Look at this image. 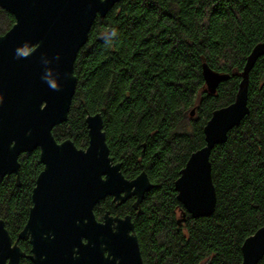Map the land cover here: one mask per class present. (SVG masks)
<instances>
[{"label":"trees","instance_id":"16d2710c","mask_svg":"<svg viewBox=\"0 0 264 264\" xmlns=\"http://www.w3.org/2000/svg\"><path fill=\"white\" fill-rule=\"evenodd\" d=\"M15 22L0 7V36ZM262 42L264 0H122L95 20L75 62L67 121L53 134L85 149L86 118L101 113L110 155L124 176L147 173L153 188L134 215L144 264H242L244 241L264 226V56L250 73L249 114L211 153L215 212L183 220L175 190L190 155L206 144V123L235 101L247 58ZM204 62L231 76L213 95ZM19 162L21 186L15 175L0 183V220L13 239L27 223L43 170L39 150ZM102 209H113L108 199L95 208L97 216ZM21 245L29 254V243Z\"/></svg>","mask_w":264,"mask_h":264},{"label":"water","instance_id":"95a60500","mask_svg":"<svg viewBox=\"0 0 264 264\" xmlns=\"http://www.w3.org/2000/svg\"><path fill=\"white\" fill-rule=\"evenodd\" d=\"M120 1L0 0L16 21L0 36V183L15 174L21 186L23 153L40 149L44 165L27 223L15 242L0 220V264H20L23 258L33 264H144L131 217L114 218L108 212L99 222L94 207L107 197L124 203L132 195L140 204L153 188L147 173L132 180L124 176L122 164L110 155L101 113L86 118V149L70 139L59 143L53 134L67 121L76 93L78 53L95 20L106 17ZM262 56L264 42L247 58L235 101L213 112L204 127L205 146L190 155L175 181L177 199L185 208L183 220L187 213L198 219L215 212L211 153L249 114L250 73ZM202 74L212 95L231 77L206 62ZM20 240H30V255L19 247ZM242 254V264L264 258V226L244 241Z\"/></svg>","mask_w":264,"mask_h":264},{"label":"flooded vegetation","instance_id":"af4514ba","mask_svg":"<svg viewBox=\"0 0 264 264\" xmlns=\"http://www.w3.org/2000/svg\"><path fill=\"white\" fill-rule=\"evenodd\" d=\"M57 127V126H56ZM55 127V128H56ZM54 130V129H53ZM55 137V136H54ZM56 139V138H55ZM68 140V139H67ZM71 140V139H70ZM65 141V140H64ZM59 142V141H58ZM63 142V141H62ZM59 143H61V142H59ZM88 147V146H87ZM86 147V148H87ZM85 148V149H86ZM79 149H82V148H79ZM36 150H39V152H40V149H36ZM35 150V151H36ZM24 154V153H23ZM22 155V154H21ZM20 155V156H21ZM20 158V157H19ZM41 161V160H40ZM42 163V162H41ZM43 170H44V165H43ZM42 170V171H43ZM41 171V172H42ZM40 172V173H41ZM15 175V174H14ZM40 175V174H39ZM38 175V176H39ZM16 176V175H15ZM38 178V177H37ZM21 179V178H20ZM128 179V178H127ZM128 180H132V179H128ZM35 186H36V184H35ZM35 188V187H34ZM34 190V189H33ZM32 193H33V191H32ZM147 194V193H146ZM145 197H146V195H145ZM145 197H144V199H145ZM109 200L110 201V203H111V205H112V207H113V209H102V210H100V211H102V212H100L99 213V215L97 216L96 215V213H95V208L97 207V206H101V204H102V201H105V200ZM144 199H143V201L140 203V204H138V205H136V202H137V197L135 196V195H132L130 198H128L124 203H121V202H119V201H117V202H115L114 201V198L113 197H107L106 199H104V200H102L100 203H98V204H96V206L94 207V214H95V217H96V219L99 221V222H103L104 221V219H105V215H106V213H110V216H112V217H114V218H125V217H127V216H130L131 217V219H132V221L134 222V215L136 214V213H138V212H140V209H141V207H142V204H143V202H144ZM33 203V202H32ZM33 205V204H32ZM6 226V225H5ZM20 234V233H19ZM18 234V235H19ZM12 237V236H11ZM18 238V237H17ZM17 238L16 239H13V242H15L16 240H17ZM22 242L24 243V242H28L29 243V245H30V253H31V249H32V246H31V243H30V240H20L19 241V243H18V245H19V247L22 249V251L24 252V249H23V247H22ZM25 253V252H24ZM30 253L29 254H27L26 253V255H30Z\"/></svg>","mask_w":264,"mask_h":264},{"label":"clouds","instance_id":"9594fccd","mask_svg":"<svg viewBox=\"0 0 264 264\" xmlns=\"http://www.w3.org/2000/svg\"><path fill=\"white\" fill-rule=\"evenodd\" d=\"M112 34H113V36L117 35L118 34L117 30L113 29ZM57 59H59V56H57ZM52 87L54 90H57V91L59 90L58 88L55 87V85H52ZM0 104H3V96L2 95H0Z\"/></svg>","mask_w":264,"mask_h":264}]
</instances>
